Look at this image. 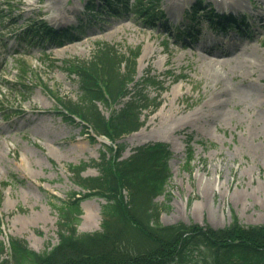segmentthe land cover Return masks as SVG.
I'll return each mask as SVG.
<instances>
[{
	"label": "rangeland",
	"instance_id": "rangeland-1",
	"mask_svg": "<svg viewBox=\"0 0 264 264\" xmlns=\"http://www.w3.org/2000/svg\"><path fill=\"white\" fill-rule=\"evenodd\" d=\"M90 1L97 6L101 0H30L25 5L23 0H0V184H9L0 185V242L24 239L39 253L58 243L56 198L68 200L81 191L67 167L96 162L108 141L92 142L80 123L63 119L46 86L64 100L78 101L79 81L66 63L90 61L106 46L122 55L140 48L130 101L142 92L149 104L160 103L157 110L144 111L143 127L120 143L126 146L123 158L148 143L170 145L172 175L158 198L161 221L207 220L224 227L236 215L245 225L264 224L260 2L203 0L200 9L195 7L200 0H161L162 19L151 22L134 14V0H129L131 10L93 19L86 9ZM195 8L197 13L188 16ZM208 10L244 18L240 24L248 25V35L204 23ZM34 26L69 29L73 37L44 42L35 37L29 46L23 34ZM194 26L199 36L184 39L180 31ZM20 60L31 70L22 80L30 92L7 85L19 80ZM100 106L109 116L111 110ZM98 174L92 166L83 173ZM103 203L98 198L82 203L79 232L100 230Z\"/></svg>",
	"mask_w": 264,
	"mask_h": 264
},
{
	"label": "trees",
	"instance_id": "trees-1",
	"mask_svg": "<svg viewBox=\"0 0 264 264\" xmlns=\"http://www.w3.org/2000/svg\"><path fill=\"white\" fill-rule=\"evenodd\" d=\"M135 1L137 14L148 19L155 15L160 0ZM116 2L128 7L127 1ZM139 54V50L130 51L131 57H126L106 46L90 62L74 63L81 98L79 102L58 101L70 117L78 116L113 143L138 131L144 125L143 111L158 106L147 104L143 94L130 101L129 84L134 81ZM98 103L110 109L122 106L106 117ZM123 150V145L107 147L101 161L91 164L99 169V176L83 177L82 172L90 166L86 163L70 165L75 183L88 192L79 198L74 192L68 201L58 200L55 205L58 244L37 253L25 241L11 238L9 258L0 264H264V225H243L236 216L224 228L208 223L163 225L161 206L155 200L164 194L171 177L169 145L140 146L130 158L120 160ZM92 197L106 200L101 230L79 233L81 202ZM5 252L2 243L0 253Z\"/></svg>",
	"mask_w": 264,
	"mask_h": 264
},
{
	"label": "bare ground",
	"instance_id": "bare-ground-1",
	"mask_svg": "<svg viewBox=\"0 0 264 264\" xmlns=\"http://www.w3.org/2000/svg\"><path fill=\"white\" fill-rule=\"evenodd\" d=\"M257 1H259L260 3V6L261 7H259V8H261L262 10H261V13L259 14V16L261 17V18H263L264 19V0H257ZM194 50H195V48H193ZM237 53V52H236ZM235 52L234 53H232V54H234V56H237L238 54H236Z\"/></svg>",
	"mask_w": 264,
	"mask_h": 264
},
{
	"label": "clouds",
	"instance_id": "clouds-1",
	"mask_svg": "<svg viewBox=\"0 0 264 264\" xmlns=\"http://www.w3.org/2000/svg\"><path fill=\"white\" fill-rule=\"evenodd\" d=\"M30 2V0H23V4L25 5V3Z\"/></svg>",
	"mask_w": 264,
	"mask_h": 264
}]
</instances>
